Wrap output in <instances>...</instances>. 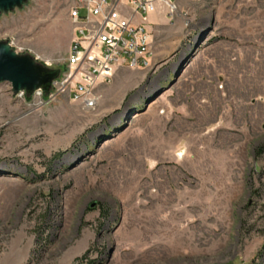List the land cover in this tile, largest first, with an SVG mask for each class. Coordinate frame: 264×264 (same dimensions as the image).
Instances as JSON below:
<instances>
[{
    "label": "rangeland",
    "instance_id": "rangeland-1",
    "mask_svg": "<svg viewBox=\"0 0 264 264\" xmlns=\"http://www.w3.org/2000/svg\"><path fill=\"white\" fill-rule=\"evenodd\" d=\"M74 3L27 0L0 41L64 71ZM171 3L94 110L0 82V264H264V0Z\"/></svg>",
    "mask_w": 264,
    "mask_h": 264
},
{
    "label": "built area",
    "instance_id": "built-area-1",
    "mask_svg": "<svg viewBox=\"0 0 264 264\" xmlns=\"http://www.w3.org/2000/svg\"><path fill=\"white\" fill-rule=\"evenodd\" d=\"M173 0H75L70 17L75 25L71 53L64 71L52 82L50 91L37 89L30 97L39 104L66 95L85 109L100 102L98 88L113 82L122 67L148 69L154 65L153 36L147 16ZM126 8L131 10L126 13ZM28 95L20 91V97Z\"/></svg>",
    "mask_w": 264,
    "mask_h": 264
},
{
    "label": "water",
    "instance_id": "water-1",
    "mask_svg": "<svg viewBox=\"0 0 264 264\" xmlns=\"http://www.w3.org/2000/svg\"><path fill=\"white\" fill-rule=\"evenodd\" d=\"M27 0H0V15L21 8ZM60 69H52L29 53H19L0 41V82H9L15 94L25 91L31 96L37 89L50 91Z\"/></svg>",
    "mask_w": 264,
    "mask_h": 264
},
{
    "label": "crops",
    "instance_id": "crops-1",
    "mask_svg": "<svg viewBox=\"0 0 264 264\" xmlns=\"http://www.w3.org/2000/svg\"><path fill=\"white\" fill-rule=\"evenodd\" d=\"M157 10H155V11H153L152 13H150L148 16H147V18H146V20H148V21H152V22H154V21H157L158 19H159V14H158V12H156ZM136 22L137 23H142L143 22V18H141V16H137L136 17ZM146 26L148 27V29L150 30V27H149V25H148V22L146 23ZM151 31V30H150ZM120 73H123V74H125V75H127L128 73L126 72V71H120Z\"/></svg>",
    "mask_w": 264,
    "mask_h": 264
}]
</instances>
